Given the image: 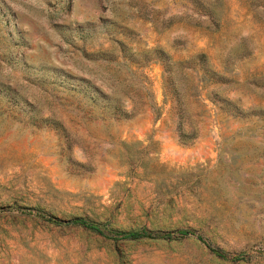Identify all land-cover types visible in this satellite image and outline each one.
Segmentation results:
<instances>
[{
  "label": "rangeland",
  "instance_id": "obj_1",
  "mask_svg": "<svg viewBox=\"0 0 264 264\" xmlns=\"http://www.w3.org/2000/svg\"><path fill=\"white\" fill-rule=\"evenodd\" d=\"M213 1L0 0V264H264V0Z\"/></svg>",
  "mask_w": 264,
  "mask_h": 264
},
{
  "label": "trees",
  "instance_id": "obj_2",
  "mask_svg": "<svg viewBox=\"0 0 264 264\" xmlns=\"http://www.w3.org/2000/svg\"><path fill=\"white\" fill-rule=\"evenodd\" d=\"M217 0L213 1V4L216 2ZM204 15L206 17V19L213 24L214 26L218 25V18H217V12L215 10L214 7L212 6H206L203 9ZM166 92H167V82H166V78L163 77V96L166 99ZM48 221H50L51 223L54 224H62V223H67V224H73V225H78L81 226L85 229H88L92 232H95L97 234L100 235H104V230L101 226H99L98 224L89 222L83 218H71L69 220H66L65 222L55 218V217H47L46 218ZM113 235H115V237H119L121 239H137V238H141V237H150V238H154V237H162V238H170L172 236H186L187 234H189L190 232L187 230H176L173 232H151L149 230L146 229H140V230H130V231H113L111 232ZM197 238L200 240L201 237L197 236ZM216 255H221L219 252H217L214 249H211ZM236 256H233V258H235Z\"/></svg>",
  "mask_w": 264,
  "mask_h": 264
}]
</instances>
